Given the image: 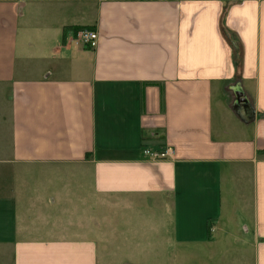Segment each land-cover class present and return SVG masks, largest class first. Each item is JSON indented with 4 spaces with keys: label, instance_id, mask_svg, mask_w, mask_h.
I'll list each match as a JSON object with an SVG mask.
<instances>
[{
    "label": "crops",
    "instance_id": "obj_1",
    "mask_svg": "<svg viewBox=\"0 0 264 264\" xmlns=\"http://www.w3.org/2000/svg\"><path fill=\"white\" fill-rule=\"evenodd\" d=\"M0 264H264V0H0Z\"/></svg>",
    "mask_w": 264,
    "mask_h": 264
},
{
    "label": "built area",
    "instance_id": "obj_2",
    "mask_svg": "<svg viewBox=\"0 0 264 264\" xmlns=\"http://www.w3.org/2000/svg\"><path fill=\"white\" fill-rule=\"evenodd\" d=\"M75 41L83 47L93 49L97 46L98 35L97 32L91 28H82L77 31ZM143 155L150 159L160 160L172 156V152L170 149H165L163 151L144 149Z\"/></svg>",
    "mask_w": 264,
    "mask_h": 264
},
{
    "label": "trees",
    "instance_id": "obj_3",
    "mask_svg": "<svg viewBox=\"0 0 264 264\" xmlns=\"http://www.w3.org/2000/svg\"><path fill=\"white\" fill-rule=\"evenodd\" d=\"M224 14H225V10L223 9V11H222V13H221V20H220V24H221V27H220V30H221V32H222V34L224 33L225 34V31H224V29L222 28V25H223V23H222V21H223V18H224ZM80 30V29H79Z\"/></svg>",
    "mask_w": 264,
    "mask_h": 264
},
{
    "label": "rangeland",
    "instance_id": "obj_4",
    "mask_svg": "<svg viewBox=\"0 0 264 264\" xmlns=\"http://www.w3.org/2000/svg\"><path fill=\"white\" fill-rule=\"evenodd\" d=\"M30 182L32 183V181L30 180ZM242 228H243V226H242Z\"/></svg>",
    "mask_w": 264,
    "mask_h": 264
}]
</instances>
